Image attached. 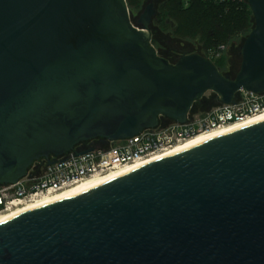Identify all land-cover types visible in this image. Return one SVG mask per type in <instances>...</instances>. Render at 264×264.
<instances>
[{
	"label": "water",
	"instance_id": "95a60500",
	"mask_svg": "<svg viewBox=\"0 0 264 264\" xmlns=\"http://www.w3.org/2000/svg\"><path fill=\"white\" fill-rule=\"evenodd\" d=\"M234 79L151 44L126 0H0V186L35 163L264 92V0ZM0 264H264V122L0 226Z\"/></svg>",
	"mask_w": 264,
	"mask_h": 264
},
{
	"label": "built area",
	"instance_id": "2783aa9c",
	"mask_svg": "<svg viewBox=\"0 0 264 264\" xmlns=\"http://www.w3.org/2000/svg\"><path fill=\"white\" fill-rule=\"evenodd\" d=\"M198 1L225 6L248 3V0ZM222 49L213 55L219 58ZM235 100L234 105L221 104L203 117H193L189 113L185 124L161 117L157 128L144 130L130 139L104 143L94 140L77 148L82 151L91 149L82 155L70 153L53 160L51 165L45 160L35 163L17 183L0 186V216L24 209L44 196L64 192L87 180L142 163L199 134L243 124L264 113V92L241 90Z\"/></svg>",
	"mask_w": 264,
	"mask_h": 264
},
{
	"label": "rangeland",
	"instance_id": "374dc122",
	"mask_svg": "<svg viewBox=\"0 0 264 264\" xmlns=\"http://www.w3.org/2000/svg\"><path fill=\"white\" fill-rule=\"evenodd\" d=\"M127 4L136 24L146 7L153 4L155 15L149 26L151 44L158 52L167 53L173 65L183 56L197 54L222 63L224 76L234 79L238 74L243 45L255 27L249 5L238 18L236 12H230L225 5L220 10L210 9L205 2L197 0H127ZM215 46L218 47L216 50L207 51ZM221 48L220 57H215L213 53ZM238 49L241 59L234 56ZM220 105L219 97L214 92H207L195 103L190 115L203 117Z\"/></svg>",
	"mask_w": 264,
	"mask_h": 264
},
{
	"label": "bare ground",
	"instance_id": "6f19581e",
	"mask_svg": "<svg viewBox=\"0 0 264 264\" xmlns=\"http://www.w3.org/2000/svg\"><path fill=\"white\" fill-rule=\"evenodd\" d=\"M264 122V113L258 117H255L254 119H251L243 124H238V125H230V127H225V128H221V129H217V130H213L210 132H206L203 134H199L189 140H187L186 142H183L182 144L178 145L177 147H175L174 149L163 153V154H159V155H155L152 156L150 158H148L147 160L143 161L142 163H139L137 165L134 166H130L127 168L122 169L119 172H114L110 175H107L105 177H97V178H93L90 180H87L77 186H74L72 188H69L67 190H65L64 192L61 193H57L55 195H50V196H44L42 199L37 200V202H34L31 205H28L27 207H25L24 209H20L17 211H14L10 214L7 215H3L0 216V226L8 223L9 221L15 219L16 217L46 207L48 205L51 204H55L67 199H71L73 197L79 196L81 194H84L86 192H89L93 189H96L100 186H103L107 183H110L118 178H121L123 176H126L134 171H137L145 166H148L150 164H153L155 162L161 161L163 159L178 155L186 150L201 146L207 142L210 141H215V139H218L220 137L226 136L230 133L236 132L240 129H243V127H248V126H252L258 123H262Z\"/></svg>",
	"mask_w": 264,
	"mask_h": 264
},
{
	"label": "trees",
	"instance_id": "16d2710c",
	"mask_svg": "<svg viewBox=\"0 0 264 264\" xmlns=\"http://www.w3.org/2000/svg\"><path fill=\"white\" fill-rule=\"evenodd\" d=\"M127 1V0H126ZM196 1V0H195ZM198 1V0H197ZM202 2V1H201ZM204 3V2H203ZM198 4H200V3H198ZM207 6H208V8H210V9H217V10H220V9H222L221 7H223L222 5H216V4H211V3H205ZM224 7H229L230 9H229V11L230 12H236V16L238 17V18H240V16L241 15H243L242 13H244V11L249 7L248 6V3H245V4H243V5H240V6H236V5H228V6H224ZM235 19H236V17H235ZM154 47V46H153ZM213 47H211V49H208L207 51H209V50H216L218 47L217 46H215L214 47V49H212ZM241 48V47H240ZM158 52V51H157ZM160 52H158V54H159ZM235 55L234 56H241V54L239 55V49H238V51L236 50L235 52ZM240 53H241V49H240ZM161 57H163L164 59H166L167 61H169L170 63H172L167 57V53H160L159 54ZM170 56V55H169ZM223 57H221V59H222ZM240 59H241V57H240ZM218 60H220V59H218ZM217 60V61H218ZM213 63L215 64V66L219 69V71L221 72L222 70H221V64L222 63H220V62H215L214 60H213ZM173 64V63H172ZM222 73V72H221ZM224 75V74H223ZM194 106H195V104H194ZM193 106V107H194Z\"/></svg>",
	"mask_w": 264,
	"mask_h": 264
}]
</instances>
